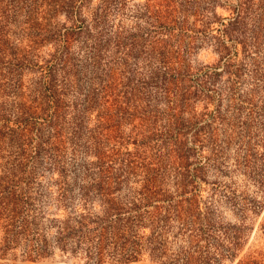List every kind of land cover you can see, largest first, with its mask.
I'll return each mask as SVG.
<instances>
[{
	"label": "rangeland",
	"instance_id": "374dc122",
	"mask_svg": "<svg viewBox=\"0 0 264 264\" xmlns=\"http://www.w3.org/2000/svg\"><path fill=\"white\" fill-rule=\"evenodd\" d=\"M0 264H264V0H0Z\"/></svg>",
	"mask_w": 264,
	"mask_h": 264
},
{
	"label": "trees",
	"instance_id": "16d2710c",
	"mask_svg": "<svg viewBox=\"0 0 264 264\" xmlns=\"http://www.w3.org/2000/svg\"><path fill=\"white\" fill-rule=\"evenodd\" d=\"M143 162V161H142ZM148 185V181L145 184L143 190L141 191V195L138 197V202H133L130 206L127 207L125 210H121V207H117L116 212L114 213L115 219H113L114 226L116 227L117 233L120 236H136L137 229L140 227L144 228V231L148 232L145 236V241L148 244H152L156 241V239L160 238L165 230V224L167 221L168 216L162 214V208L160 205H153L152 208L150 205L153 204V199L157 198L159 195L158 192L153 191ZM165 208V207H164ZM124 209V208H123ZM165 210V209H164ZM168 210V209H167ZM174 211L180 213L179 210L175 209ZM192 221L189 218L182 221L181 228L190 229V237L194 238L196 242L199 241L201 235L199 232L198 227L192 226ZM81 219L77 221L74 227H70L67 223L64 225L63 230L60 231L61 236L64 234H77L79 237V233L81 232ZM192 228V229H191ZM132 234V235H131ZM119 236V237H120ZM141 237L140 235H137ZM134 241L129 242V246L127 243H122L121 253V260L129 261L137 259L139 254H146V249L143 247H137L133 245ZM195 246L192 245L190 248L182 249L181 255L182 257L186 258L192 252L191 247ZM156 248V245H155ZM155 248L152 247L149 252H155ZM148 252V254H149ZM145 256V255H144Z\"/></svg>",
	"mask_w": 264,
	"mask_h": 264
}]
</instances>
